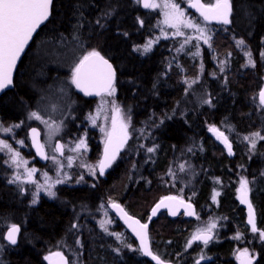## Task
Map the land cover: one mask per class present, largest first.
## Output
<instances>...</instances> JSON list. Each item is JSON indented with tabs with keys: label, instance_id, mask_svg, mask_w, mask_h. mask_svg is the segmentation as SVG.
Listing matches in <instances>:
<instances>
[{
	"label": "trees",
	"instance_id": "obj_1",
	"mask_svg": "<svg viewBox=\"0 0 264 264\" xmlns=\"http://www.w3.org/2000/svg\"><path fill=\"white\" fill-rule=\"evenodd\" d=\"M230 3L228 26L208 24L189 11L213 27L210 46L202 48L200 59L174 38L160 40L143 53L142 46L155 36L158 13L149 14L139 0L53 1L50 18L18 65L14 86L0 94L3 123L20 122L37 106L38 88L53 80V73L64 74L49 69L45 79L30 72L37 43L68 41L82 52H100L113 62L119 113L127 120L129 140L106 178L60 186L54 198L42 196L35 203L0 169V264H49L48 252L64 238L79 240L84 264H153L114 214L118 224L102 226L98 209L117 201L147 221L152 206L170 193L192 201L200 217L170 218L161 213L149 229L156 254L176 264H197L200 256L212 258L201 264H239L236 252L247 249L258 254L255 264H264V105L259 100L264 86V0ZM238 12L245 15L242 23L235 21ZM37 67L44 72L48 68ZM197 79V86L208 93L206 103H196L187 94L189 83ZM73 96L80 105L70 108L82 122L93 110L94 98L74 90ZM209 125L224 132L231 153L211 137ZM89 143L99 157L102 142L97 130H90ZM242 181L251 184L255 232L239 201ZM22 216L19 243L10 247L3 235L4 221ZM201 219L204 227L211 221L220 225L208 244L193 239ZM116 228L135 246L133 252L114 234Z\"/></svg>",
	"mask_w": 264,
	"mask_h": 264
},
{
	"label": "rangeland",
	"instance_id": "obj_2",
	"mask_svg": "<svg viewBox=\"0 0 264 264\" xmlns=\"http://www.w3.org/2000/svg\"><path fill=\"white\" fill-rule=\"evenodd\" d=\"M152 2L159 5V7L149 8L148 11L150 10L149 14L158 13V20L154 31L155 36L142 46L143 53L153 49L155 44L160 40L174 38L178 39L182 48L187 47L193 55L202 59V48L210 46L213 37V27H208L194 13L189 12L191 11L189 7L191 0H153ZM166 4L178 5L179 12L183 14L181 17L183 23L177 24L171 18L173 9L165 7ZM244 16L243 13L238 12L235 21L242 23ZM186 24H192L195 27H188ZM149 42H151L150 47L145 51V46L149 45ZM81 49L76 43L68 41L37 43V47L34 48L32 53L33 62L30 66V72L37 77L48 78L50 76H46L48 70L54 68L63 71L64 74L57 75L53 73L54 79L43 83L44 85L38 88L39 98H37L35 103L37 106L32 110H27L20 122L5 125L0 117V141L9 146L4 147L3 144H0V169L3 173L9 174L10 181L23 195L28 196L32 203H34L33 201L37 202L42 196L54 198L56 190L60 186L78 185L85 183L89 179L95 180L94 178L97 177L100 180L102 176L98 171V167L100 166L106 140L111 137L112 130L115 127H119L117 120L128 130L126 118L119 113V104L115 91L95 98L92 101L93 110L88 111L84 115L82 122L77 119L75 110L70 108L73 105L77 107L80 105L73 96V90L77 91L73 82L74 69L89 53L86 50L83 53ZM44 64L48 67L47 71L38 70L37 66H44ZM65 72L69 73V75H65ZM197 82L198 79L189 83L187 94L196 103H198L197 100L206 103L208 93L205 89L199 88ZM33 112L38 113L40 119L32 117L31 114ZM112 117L117 125L112 123ZM31 125L39 126L42 131L43 145L49 157V162L46 165H37L31 154L28 135V129ZM3 129H11V131H3ZM93 129L97 130L101 136L102 154L100 153L99 157L91 154V147L89 145V134L90 130ZM212 129H216L217 131H212ZM208 132L212 138L218 141V134H224L223 131L213 125L208 126ZM58 139H61L65 146L63 156H59L55 150V142ZM228 153H231V150ZM248 183L247 189L251 190V184L250 182ZM50 193H54V195ZM170 194L181 196L177 193ZM112 202L110 201L107 207L98 209V213L102 217V225L111 224L115 226L117 224V221H114L112 218L113 214L110 212L111 210L108 211ZM81 211L77 212V219L82 214ZM199 217V214H197V218ZM19 220L21 222H17ZM19 220L13 217L6 219L4 221L5 229L15 223L24 226L23 216ZM200 221L201 223L198 224V229L194 235L200 231H209V228L215 234V229L220 226L215 221H211L209 225L204 227L202 224L204 219ZM212 225L215 226L211 227ZM123 232L122 229L118 228V231L114 234L119 240L127 243V246H130L129 248L133 252L135 246L126 238L125 232L122 234ZM73 239L75 238L60 240L56 249L48 252L47 259H49L51 253L58 252L67 256L70 264H84L81 253H85V250L79 251L80 242L77 239ZM0 246H3L2 242H0ZM245 250L247 249L236 252L235 256L237 260L242 253H249L255 258L258 257L257 253Z\"/></svg>",
	"mask_w": 264,
	"mask_h": 264
},
{
	"label": "water",
	"instance_id": "obj_3",
	"mask_svg": "<svg viewBox=\"0 0 264 264\" xmlns=\"http://www.w3.org/2000/svg\"><path fill=\"white\" fill-rule=\"evenodd\" d=\"M53 1L54 0H52V3L50 5L49 15H48L47 19L44 20L35 29V31L32 33L31 38L25 44L23 51L20 53L18 59L16 60L15 66L11 70V81H12V83L10 85H8L6 88L0 89V94L5 92L6 90L11 89L14 86V77H15L18 65H19L21 59L23 58L24 54L28 50V48H29L30 44L32 43V41H33L36 33L38 32V30L50 18ZM150 2H152V0H150ZM200 4L210 5V4L205 3L203 0H191V3H190L191 7L199 14V16L206 23L214 24V25H229L231 23V12H230V15L228 17L229 23H224L223 21L218 20V19H211V18L205 19L204 15H202V9L199 7ZM140 5L143 9H147L146 7H144V0H140ZM98 53L100 54L101 57H103L104 60H106L108 62V64L111 65V69L114 72V77L112 79V87H111V89H112L114 84H115V80H116V68H115L113 62L109 58H107L106 56H104L100 52H98ZM89 63L97 65L96 71L100 74L101 77L106 76V74H107L106 66L101 64L95 58L90 60ZM99 84H100V86L88 87L87 90H85L84 87H77V86L76 87L79 91H81L83 94H85L86 96H89V97H98L101 94L107 93L111 90V89H104L103 88V79L100 80ZM262 91H264V87L260 90V93ZM260 93H259V100L262 103V105H264V100L261 99ZM33 129H35V132H33ZM28 133H29V138H30V145H31L32 151L34 152L36 158L39 160V162L46 163L47 162V153H46V150H45L43 142H42V132H41L40 128L36 125H33L28 129ZM218 137H219L220 142L225 147V149L229 151L228 145H231V144L228 141V139H227V142H225V136L224 135L220 136L218 134ZM126 144H127V135L123 130L120 133L114 134L110 138L107 139L105 147H104L103 155H102V160H101V162H104L105 168L108 167L118 157V155L123 150V148L126 146ZM106 149L108 150V159L107 160H106V156H105ZM231 149H232V147H231ZM56 151L58 152V154L60 156H63L64 145H63L61 140H57V142H56ZM239 201H240L241 206L245 210V214H246L249 226L252 228V225L249 223V216L251 213V217L254 220L255 225H256V229H257L256 209H255L254 204L252 202L250 192L247 190V184L244 188H241L239 191ZM114 205H118L119 207H115ZM189 205H190V207H189ZM249 205H251V209L249 208ZM110 209L113 212V214L117 217V219L120 221V223L125 227V229L136 240L142 254L145 257H147L148 259H150L153 264H176V263H174L172 261L164 260L162 257H160L158 254H156L153 251L152 246H151L150 235H149V229H150L151 223L155 219H157L160 216V214L163 212H166L170 218H177L181 215H183L186 218H196V215H197V209H196L195 204L192 201L187 200L184 197L178 196L176 194H167L165 196L160 197L159 200L152 206V208L150 210L149 218L146 222L142 221L138 216H135V215L129 213L127 211V209L120 202H113L110 205ZM153 210H155V214H153ZM173 212H175V215H173ZM189 213H194V214L189 215ZM14 225L18 226V228H19V232L16 234V243L15 244H12L10 241L7 240V234H8V231L11 229V226L8 227L4 233V238L10 246H17L18 245L20 235H21V231H22V226L20 224L17 223ZM141 225H147V227L142 229ZM138 233H140V235H138ZM198 234L210 236V239H208L207 243H209L213 239V233L210 231H203V232H199ZM141 235H143L145 238V243L147 246V252L145 251V243L141 242ZM197 241L205 243L204 240H202V239L197 240ZM148 252H150L151 255L147 254ZM57 253L58 252H54L50 255L49 264H70L67 256H65L62 253H59V255H57ZM210 260H211V257H199L197 259V263L198 264L207 263ZM254 262H255V259L247 253H244L239 257V264H254Z\"/></svg>",
	"mask_w": 264,
	"mask_h": 264
},
{
	"label": "snow or ice",
	"instance_id": "obj_4",
	"mask_svg": "<svg viewBox=\"0 0 264 264\" xmlns=\"http://www.w3.org/2000/svg\"><path fill=\"white\" fill-rule=\"evenodd\" d=\"M51 3L52 0H0V89H4L12 83L11 70L15 66V62L18 59L20 53L23 51L25 44L31 38L32 33L44 20L47 19ZM144 7L155 8L159 7V5L150 2V0H144ZM165 7H171L173 9L171 18L175 20L177 24L183 23V21L181 20L183 14L179 12L178 5L166 4ZM199 7L202 9V15H204L205 19H218L223 21L224 23H229L228 17L231 12L230 0H216V3L214 4H200ZM97 23H99V21H97ZM140 23H143V21H140ZM186 26L195 27V25L192 24H186ZM150 43L151 42H149V45L145 46V51H147L150 47ZM238 43L242 44L243 41H238ZM93 58L106 66V76L101 77L100 74L96 71L97 65L89 63V61ZM249 62L251 63V60ZM113 77L114 72L111 69V65L108 64V62L104 60L98 52L92 51L89 52L88 55H86L74 69L73 82L77 87H84L85 90H87L88 87L100 86L99 82L101 79H103V88L111 89ZM260 97L262 100H264V91L260 93ZM31 115L36 119H40L38 113L33 112ZM3 131H11V129H3ZM212 131L217 130L212 129ZM33 132H35V129H33ZM219 135L223 136V133H219ZM253 135L259 136V133H255ZM261 139H264V137H261ZM225 142H227L226 137ZM81 143H83V141H81ZM252 143L254 147V142ZM0 144H3V142L0 141ZM3 146L9 147L7 144H3ZM228 147L230 151L231 145H228ZM153 150L154 149H149V151ZM105 156L107 160V149L105 152ZM104 166V162H101V172L103 171ZM246 184L247 181H242L241 187L244 188ZM50 194L54 195V193ZM33 202L35 203V201ZM114 206L119 207L118 205ZM249 208L251 209V205H249ZM153 214H155V210H153ZM193 214L194 213H189V215ZM173 215H175V212H173ZM249 223L252 225V231L255 232L257 229L255 222L251 217V213L249 216ZM214 226L215 225H212L211 227ZM146 227L147 225H141L142 229ZM210 230L211 229L209 228V231ZM18 232V226L12 225L11 229L8 231L7 240L12 244H15L16 234ZM138 235H140V233H138ZM261 235H264V233H262ZM193 239H202L205 243H207L208 239H210V236L198 234L194 236ZM141 242L145 243V238L143 235H141ZM145 251L147 252L146 243ZM147 254L151 255L150 252H148ZM57 255H59V253H57Z\"/></svg>",
	"mask_w": 264,
	"mask_h": 264
},
{
	"label": "flooded vegetation",
	"instance_id": "obj_5",
	"mask_svg": "<svg viewBox=\"0 0 264 264\" xmlns=\"http://www.w3.org/2000/svg\"><path fill=\"white\" fill-rule=\"evenodd\" d=\"M117 72V71H116ZM116 76H117V74H116ZM118 81H117V77H116V80H115V84H114V86H113V88H112V91H115V93H116V99H118V101H119V95H118V93H119V86H118V83H117ZM100 97H102V95L100 96ZM88 98H90V97H88ZM120 109V108H119ZM114 117V116H113ZM113 117H112V123H114L115 125H117V123L115 122V120L113 119ZM115 118V117H114ZM116 119V118H115ZM118 121V126L119 127H115L113 130H112V135H114V134H117V133H120L122 130L125 132V133H127L128 134V130H126L125 129V126L123 127L122 126V124L120 123V121L119 120H117ZM129 137V136H128ZM32 153V155H33V157H34V161H35V163H37V164H40V165H46L48 162H49V157H48V159H47V162L46 163H41V162H39V160L36 158V156H35V154H34V152L33 151H31ZM91 154L94 156L95 154L93 153V151H91ZM47 155H48V153H47ZM101 160H102V158H101ZM101 160H100V166L98 167V170H99V172L101 173ZM112 164L113 163H111V165H109L108 167H103V171H102V173H101V176H102V178H106V174H107V172H108V169H110L111 167H112ZM111 166V167H110ZM107 170V171H106ZM21 225V224H20ZM22 226V225H21ZM22 231H23V226H22ZM22 231H21V233H22ZM21 236V235H20ZM242 254H244V253H242ZM242 254H240L239 255V257L242 255ZM247 254H249V253H247ZM250 255V254H249ZM251 256V255H250ZM239 257H238V263H239ZM253 257V256H252ZM254 259H255V262H254V264L256 263V260H257V258H255V257H253Z\"/></svg>",
	"mask_w": 264,
	"mask_h": 264
},
{
	"label": "bare ground",
	"instance_id": "obj_6",
	"mask_svg": "<svg viewBox=\"0 0 264 264\" xmlns=\"http://www.w3.org/2000/svg\"><path fill=\"white\" fill-rule=\"evenodd\" d=\"M102 154V153H101ZM114 163V162H113ZM111 165V164H110ZM111 167V166H110ZM109 170V169H108ZM99 171V170H98ZM107 171V170H106ZM102 173V172H101ZM98 174V173H97ZM107 209V208H106ZM111 209H109L108 211H110ZM110 212H112V211H110ZM113 214V213H112ZM115 216V215H114ZM112 218H114L113 216H112ZM111 218V219H112ZM116 218V217H115ZM118 221V220H117ZM118 224V223H117ZM115 225V224H114ZM120 225H121V223H120ZM118 226V225H117ZM122 226V225H121ZM151 227V226H150ZM122 228V227H121ZM118 228H116V230H117ZM127 231V230H126ZM119 232H121V231H119ZM128 232V231H127ZM126 232V233H127ZM201 232V231H200ZM203 232V231H202ZM197 233V232H196ZM122 234H124V232L122 233ZM130 235V234H129ZM123 236V235H122ZM133 240V239H132ZM5 241V240H4ZM8 244V243H7ZM136 245V244H135ZM138 246V245H137ZM10 247H12V246H10ZM138 248V247H137ZM139 251V250H138ZM139 253H140V251H139ZM50 257V256H49ZM143 257V256H142ZM146 258V257H145ZM146 259H148V258H146ZM49 260V259H48ZM149 260V259H148ZM150 261V260H149Z\"/></svg>",
	"mask_w": 264,
	"mask_h": 264
}]
</instances>
